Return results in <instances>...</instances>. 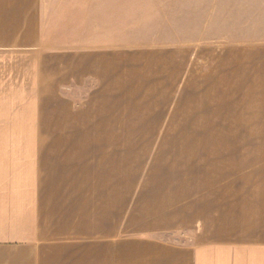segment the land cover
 <instances>
[{
	"label": "crops",
	"instance_id": "crops-1",
	"mask_svg": "<svg viewBox=\"0 0 264 264\" xmlns=\"http://www.w3.org/2000/svg\"><path fill=\"white\" fill-rule=\"evenodd\" d=\"M181 9L0 0V264H264V154L191 143L254 70L160 37Z\"/></svg>",
	"mask_w": 264,
	"mask_h": 264
},
{
	"label": "rangeland",
	"instance_id": "rangeland-1",
	"mask_svg": "<svg viewBox=\"0 0 264 264\" xmlns=\"http://www.w3.org/2000/svg\"><path fill=\"white\" fill-rule=\"evenodd\" d=\"M179 4L185 10L189 6V20L187 12L184 14L181 9L180 14L172 15V31L156 27L160 37H175V32L190 36L194 33L196 39L208 42L197 48L200 56L221 53L225 60L215 62L219 67L254 70L253 86L249 88L255 91L238 93L233 102L228 97V105L237 103L238 115L227 120L238 123L197 125V131L211 132L213 139L191 143L197 147L257 150L264 154V0H179ZM29 63L21 55V59L11 57L0 61V68L22 69ZM213 64L209 67H214Z\"/></svg>",
	"mask_w": 264,
	"mask_h": 264
}]
</instances>
